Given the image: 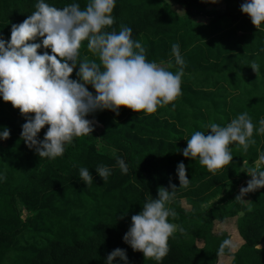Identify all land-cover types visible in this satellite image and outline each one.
Segmentation results:
<instances>
[{
    "label": "trees",
    "instance_id": "16d2710c",
    "mask_svg": "<svg viewBox=\"0 0 264 264\" xmlns=\"http://www.w3.org/2000/svg\"><path fill=\"white\" fill-rule=\"evenodd\" d=\"M63 7L73 0H47ZM83 8L87 0H76ZM245 0H116L114 23L107 30L126 25L132 38L145 48L149 61L175 65L171 45L178 43L184 59L181 94L169 104L146 114L120 106L118 112L97 110L92 133L73 139L62 156L40 158L21 137L26 118L10 101L0 97V130L10 136L0 139V264H105L107 255L119 247L126 250L127 264H157L133 250L123 240L131 216L139 213L146 197L157 198L158 188L176 184L169 205L176 212L170 222L183 228L168 240V253L159 264H264V187L236 199L237 184L247 177L243 165L261 161L264 170V134L253 131L254 144L247 151L229 145L233 159L210 172L199 158L184 157L182 150L194 131H208L215 122L225 125L246 112L255 126L264 118V26L256 28L240 5ZM36 0H0V34L10 38L13 24L35 11ZM173 3L182 6L179 13ZM223 5V9L218 8ZM208 18L207 23L198 20ZM211 29L205 34L206 26ZM42 38L37 37L39 42ZM207 39V40H206ZM50 49H38L43 53ZM95 59L80 47V59ZM255 61L258 74L248 65ZM71 78L79 79L76 73ZM95 94L91 85H86ZM174 105V106H173ZM29 115H34L30 113ZM45 125L38 133L42 139ZM125 159L123 174L115 157ZM183 161L187 186H180L177 164ZM112 169L107 181L95 168ZM87 167L93 175L86 185L78 177ZM236 217L243 240L237 251L219 245L231 235L215 231V222ZM114 264H125L119 257Z\"/></svg>",
    "mask_w": 264,
    "mask_h": 264
},
{
    "label": "clouds",
    "instance_id": "9594fccd",
    "mask_svg": "<svg viewBox=\"0 0 264 264\" xmlns=\"http://www.w3.org/2000/svg\"><path fill=\"white\" fill-rule=\"evenodd\" d=\"M115 5L116 0H87L82 8L73 0L57 7L47 0H36L35 11L12 25L10 38L0 34V97L10 101L25 116L21 137L40 158L62 156L74 138L92 133L94 125L86 118L89 113L104 109L118 112L120 106H126L150 114L181 94L184 59L179 44L171 45L175 65L179 66L175 72L170 70L172 61H149L141 42L132 38L130 27L120 25L119 31L107 30L114 23ZM240 9L250 16L256 28L264 24V0H245ZM37 37L42 39L30 42ZM84 41L88 50L98 56L99 63L95 59H80ZM41 48L51 51L40 53ZM248 65L258 74L259 65L255 61ZM77 66L79 79H73L71 74ZM86 85H91L95 94ZM45 125L47 130L40 139L38 133ZM207 129L194 131L187 138L182 155L198 157L201 165L215 172L233 159L229 145L236 143L247 151L255 143L254 129L256 134H264V118L259 119L257 127L248 113L243 112L225 125L209 123ZM9 136V128L3 127L0 139ZM260 158L264 160V155ZM115 159L121 172L126 174L129 167L125 159L119 156ZM95 170L104 182L112 172L105 165ZM246 172L251 179L246 187H241L237 200L264 187V170ZM176 173L179 187L187 186L189 178L183 161L177 164ZM78 177L86 185L93 180L87 167L79 169ZM4 179V173L0 172V181ZM169 185L158 188L157 198L146 197L142 210L131 216V224L123 235L133 250L141 251L145 258L150 257L157 264L168 253L169 238L177 230L184 231L169 220L176 216L169 205L178 188L171 181ZM236 246L232 238H225L218 252L231 251ZM255 248L260 251L261 245L256 243ZM116 257L127 264L126 250L119 247L107 255L105 264H114Z\"/></svg>",
    "mask_w": 264,
    "mask_h": 264
},
{
    "label": "rangeland",
    "instance_id": "374dc122",
    "mask_svg": "<svg viewBox=\"0 0 264 264\" xmlns=\"http://www.w3.org/2000/svg\"><path fill=\"white\" fill-rule=\"evenodd\" d=\"M170 1L171 3V0H168ZM173 6L176 10H178L179 13H183L184 12V9L182 6H179L178 4L176 3H173ZM218 8H220L221 10L223 9V5H219ZM198 20H200L201 22L203 23H207L208 21V18L204 17V16H199L198 17ZM262 26H264V24H262ZM211 27L209 25L206 26V28H204V30H206V35L207 34H210L211 32ZM207 40V39H206ZM89 120H91L92 122H95V119L94 118H88ZM261 165V161H257L255 162L254 164H245L243 165V170L248 171L250 169H256L258 168L259 166ZM247 174V177L244 178V179H241L240 181H248L251 179V176L246 172ZM239 181V182H240ZM238 182V184H239ZM237 184V186H238ZM245 198V197H244ZM214 229L215 231H221V230H225L227 231L230 235H231V238L234 240V242L236 243V247L232 249L233 252L237 251V249L241 246V244L243 243V240L242 238L240 237L239 235V232H238V229H237V221H236V217H232V218H227L226 220L224 221H218V222H215V225H214ZM260 245L262 247H264V238L261 240L260 242ZM231 260H232V257L230 256H222L221 259H220V264H230L231 263Z\"/></svg>",
    "mask_w": 264,
    "mask_h": 264
},
{
    "label": "built area",
    "instance_id": "2783aa9c",
    "mask_svg": "<svg viewBox=\"0 0 264 264\" xmlns=\"http://www.w3.org/2000/svg\"><path fill=\"white\" fill-rule=\"evenodd\" d=\"M246 185H247V181H243L242 180V181L239 182V184H238V186L236 188L237 195L240 194L241 187H246ZM246 195H247V193L242 198H244Z\"/></svg>",
    "mask_w": 264,
    "mask_h": 264
}]
</instances>
